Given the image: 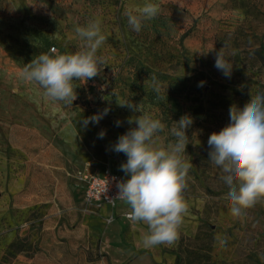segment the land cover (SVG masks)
<instances>
[{"label":"rangeland","instance_id":"1","mask_svg":"<svg viewBox=\"0 0 264 264\" xmlns=\"http://www.w3.org/2000/svg\"><path fill=\"white\" fill-rule=\"evenodd\" d=\"M145 2L0 0V264H264V202L230 215L207 144L229 123L230 106L264 94V0H147L160 12L137 33L124 13ZM96 18L107 37L97 53L102 72L75 82L72 106L45 101L20 71L41 52L81 50L74 28ZM222 47L230 77L214 67ZM151 76L159 95L148 87ZM117 99L142 101L165 124L157 146L174 141L181 116L193 120L184 156L193 164L184 192L190 209L172 246L144 248L146 225L83 198L79 172L109 167L127 179L120 170L127 157L111 146L139 113ZM105 109L98 124L83 126Z\"/></svg>","mask_w":264,"mask_h":264},{"label":"clouds","instance_id":"2","mask_svg":"<svg viewBox=\"0 0 264 264\" xmlns=\"http://www.w3.org/2000/svg\"><path fill=\"white\" fill-rule=\"evenodd\" d=\"M160 12L159 5L146 2L134 11L126 10L128 27L139 33L145 21L154 20ZM99 18L90 20L85 26H76L75 34L83 42L81 50L50 55L41 52L24 65L19 77L35 86L45 101L72 106L77 99L76 81H88L103 70L105 60L98 55L107 37L103 34ZM224 47V46H223ZM223 47L216 52L214 67L225 77H230L233 65L226 59ZM209 51L201 52L206 55ZM203 82H201V86ZM148 87L157 95L160 82L151 76ZM120 107L134 113L127 118L130 127L111 146L116 153L127 159L120 170L127 179L117 184L119 199L129 207L128 219L143 223L147 231L142 235L143 247L172 246L179 239L180 228L189 215V203L184 192L188 187L189 171L193 167L185 160L187 145L191 142L187 130L193 120L183 115L171 128L174 141L166 146L154 144V138L165 129V124L146 110L142 101L117 99ZM109 109L91 117L83 118V126L98 124ZM229 123L218 132L210 134L209 162L221 170L220 179L228 187L225 199L230 215L239 219L246 210L264 202V94L251 95L242 107L229 108ZM119 127L122 121L117 120ZM105 132L98 134L104 138ZM221 246L227 238L216 237Z\"/></svg>","mask_w":264,"mask_h":264},{"label":"built area","instance_id":"3","mask_svg":"<svg viewBox=\"0 0 264 264\" xmlns=\"http://www.w3.org/2000/svg\"><path fill=\"white\" fill-rule=\"evenodd\" d=\"M78 175L84 187L83 198L85 202L110 209L122 202L119 199H114L118 194V182L124 180L118 173L104 167L100 170H84ZM123 216L128 218V212L124 213Z\"/></svg>","mask_w":264,"mask_h":264},{"label":"crops","instance_id":"4","mask_svg":"<svg viewBox=\"0 0 264 264\" xmlns=\"http://www.w3.org/2000/svg\"><path fill=\"white\" fill-rule=\"evenodd\" d=\"M102 168H104V167H102ZM102 168H100V169H102ZM109 168V167H108ZM99 169V170H100ZM109 169H111V168H109ZM113 172H116V171H114L113 169H111ZM117 173V172H116ZM123 204H125L124 202H122ZM116 207V206H115ZM114 207V208H115ZM109 211H110V213L111 214H113L114 215V217H118V216H122V217H124L123 216V214L124 213H126V212H129V207L128 206H126V208H124V209H122V210H120V212H112V209H110L109 207H106ZM113 208V209H114ZM125 218V217H124Z\"/></svg>","mask_w":264,"mask_h":264}]
</instances>
